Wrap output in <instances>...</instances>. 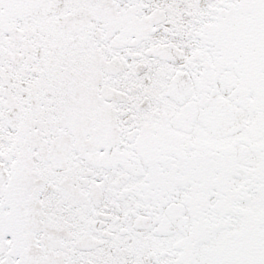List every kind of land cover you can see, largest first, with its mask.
Segmentation results:
<instances>
[{"label":"snow or ice","instance_id":"snow-or-ice-1","mask_svg":"<svg viewBox=\"0 0 264 264\" xmlns=\"http://www.w3.org/2000/svg\"><path fill=\"white\" fill-rule=\"evenodd\" d=\"M0 264H264V0H0Z\"/></svg>","mask_w":264,"mask_h":264}]
</instances>
